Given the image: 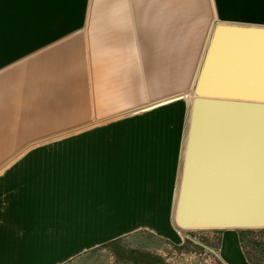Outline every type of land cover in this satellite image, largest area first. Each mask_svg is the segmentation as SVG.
I'll return each mask as SVG.
<instances>
[{
	"label": "rangeland",
	"instance_id": "rangeland-1",
	"mask_svg": "<svg viewBox=\"0 0 264 264\" xmlns=\"http://www.w3.org/2000/svg\"><path fill=\"white\" fill-rule=\"evenodd\" d=\"M86 11L83 55L40 56L48 70L18 79L22 134L0 136V264H231L230 229L264 264V227L176 224L194 87L223 22L216 0Z\"/></svg>",
	"mask_w": 264,
	"mask_h": 264
},
{
	"label": "water",
	"instance_id": "water-1",
	"mask_svg": "<svg viewBox=\"0 0 264 264\" xmlns=\"http://www.w3.org/2000/svg\"><path fill=\"white\" fill-rule=\"evenodd\" d=\"M194 93L176 224L264 227V25L216 22Z\"/></svg>",
	"mask_w": 264,
	"mask_h": 264
},
{
	"label": "crops",
	"instance_id": "crops-1",
	"mask_svg": "<svg viewBox=\"0 0 264 264\" xmlns=\"http://www.w3.org/2000/svg\"><path fill=\"white\" fill-rule=\"evenodd\" d=\"M216 2L220 21L264 25V0ZM89 3L90 0H0V136L22 134L24 88L18 79L24 70L29 69L28 77L37 80L39 71L48 70V63L40 60L39 64L40 56L55 54L57 60L68 62L70 56L76 59L83 55L80 40L86 37L83 25L87 23ZM114 86L118 89L111 81V92ZM4 140L0 145H6ZM243 243L239 231L224 232V253L231 264H252L245 256Z\"/></svg>",
	"mask_w": 264,
	"mask_h": 264
},
{
	"label": "bare ground",
	"instance_id": "bare-ground-1",
	"mask_svg": "<svg viewBox=\"0 0 264 264\" xmlns=\"http://www.w3.org/2000/svg\"><path fill=\"white\" fill-rule=\"evenodd\" d=\"M173 98V97H172Z\"/></svg>",
	"mask_w": 264,
	"mask_h": 264
}]
</instances>
